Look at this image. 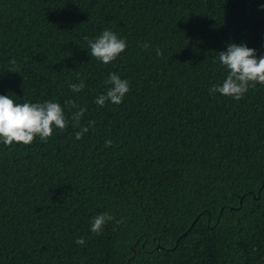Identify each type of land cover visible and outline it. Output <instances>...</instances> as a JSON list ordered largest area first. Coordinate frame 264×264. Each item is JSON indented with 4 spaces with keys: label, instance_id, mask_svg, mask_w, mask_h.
I'll use <instances>...</instances> for the list:
<instances>
[{
    "label": "trees",
    "instance_id": "obj_1",
    "mask_svg": "<svg viewBox=\"0 0 264 264\" xmlns=\"http://www.w3.org/2000/svg\"><path fill=\"white\" fill-rule=\"evenodd\" d=\"M261 5L0 0V95L75 100L95 121L76 139L65 107L46 142H0V264H264V84L209 94L230 43L264 56ZM105 29L127 43L109 64L88 49ZM113 72L130 90L101 107ZM101 213L114 219L97 235Z\"/></svg>",
    "mask_w": 264,
    "mask_h": 264
},
{
    "label": "clouds",
    "instance_id": "obj_2",
    "mask_svg": "<svg viewBox=\"0 0 264 264\" xmlns=\"http://www.w3.org/2000/svg\"><path fill=\"white\" fill-rule=\"evenodd\" d=\"M261 8H264V5H261ZM88 44L90 55L104 64L116 60L127 48L126 40L119 38L109 29H105L95 40H89ZM138 46L148 49L150 44L142 43ZM156 55L162 56L163 52L156 49ZM219 62L228 70V74L222 85H213L209 89L210 95L220 93L238 101L244 97L250 87L255 88L257 84H264V56L258 57L256 49L246 44L230 43L226 51L219 52ZM11 63L14 64L15 60L13 59ZM105 84L110 85L106 94L99 95L95 100V103L101 107L105 106L106 102L121 104L130 90L129 81L122 79L115 72L108 76ZM84 87L83 80L79 83H69V88L74 93L82 91ZM65 107L78 109L73 112L71 119L73 127L80 128L75 133L76 139H80L90 127L94 126L95 121H91L88 126L80 124L87 109L79 107L75 100H65L62 107L59 102L52 100L43 103H17L10 96L0 95V142L6 146L14 143L30 145L37 137L46 142L53 135L54 129L63 132L68 127ZM112 143V140H107L105 146H111ZM113 219L114 217L108 213L98 214L92 220L91 232L99 235L104 225ZM120 222L122 221H117ZM85 242L83 237L75 241L78 245H84Z\"/></svg>",
    "mask_w": 264,
    "mask_h": 264
}]
</instances>
